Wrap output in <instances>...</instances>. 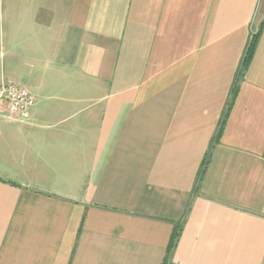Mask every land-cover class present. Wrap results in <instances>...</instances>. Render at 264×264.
Segmentation results:
<instances>
[{"label": "crops", "instance_id": "crops-1", "mask_svg": "<svg viewBox=\"0 0 264 264\" xmlns=\"http://www.w3.org/2000/svg\"><path fill=\"white\" fill-rule=\"evenodd\" d=\"M3 79L0 264H264V0H0Z\"/></svg>", "mask_w": 264, "mask_h": 264}, {"label": "built area", "instance_id": "built-area-1", "mask_svg": "<svg viewBox=\"0 0 264 264\" xmlns=\"http://www.w3.org/2000/svg\"><path fill=\"white\" fill-rule=\"evenodd\" d=\"M36 98L23 85L12 80H0V120L28 121Z\"/></svg>", "mask_w": 264, "mask_h": 264}, {"label": "trees", "instance_id": "trees-1", "mask_svg": "<svg viewBox=\"0 0 264 264\" xmlns=\"http://www.w3.org/2000/svg\"><path fill=\"white\" fill-rule=\"evenodd\" d=\"M253 47V46H252ZM178 232L176 231L175 233H174V235H173V237H172V240H171V242H170V246H169V252L173 249V247H174V245H175V242H176V240H177V238H178Z\"/></svg>", "mask_w": 264, "mask_h": 264}]
</instances>
